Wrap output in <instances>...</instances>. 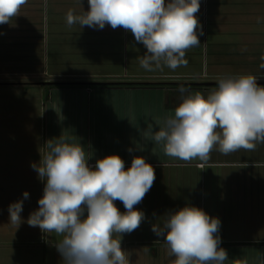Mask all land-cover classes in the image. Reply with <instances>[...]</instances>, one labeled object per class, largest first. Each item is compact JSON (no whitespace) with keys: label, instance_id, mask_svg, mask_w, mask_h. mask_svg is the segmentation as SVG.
Listing matches in <instances>:
<instances>
[{"label":"crops","instance_id":"0c3cea01","mask_svg":"<svg viewBox=\"0 0 264 264\" xmlns=\"http://www.w3.org/2000/svg\"><path fill=\"white\" fill-rule=\"evenodd\" d=\"M69 9L79 14L88 10V2L28 0L17 20L11 21L20 30L13 41L26 54L16 70H3L0 75L26 78V82L5 85H26L39 91L44 109L51 114L54 138L63 135L81 143L89 164L116 154L126 169L134 156L144 157L154 167L153 187L135 206L145 213V220L121 241L131 264H171L174 257H169L152 225L185 205L220 219V246L229 256L225 264L244 260L264 264V144L255 151L230 155L213 151L207 163H186L166 156L162 145L144 137L148 125L158 130L156 121L174 114L181 103V85L207 94L215 86L204 83H217L222 75L246 73L255 74L264 85V0H201L196 13L203 30L200 45L186 53L188 65L174 71L143 69L138 58L146 49L123 28L68 27ZM35 36L39 47L28 54L24 45ZM24 166L26 170L27 162ZM32 184L25 176L18 187L33 190ZM114 203L125 211L120 201ZM29 215L30 209L22 214L26 228L18 232L28 242L14 245H39L45 257L51 253L47 258L53 264H62L54 246L58 238L41 231L42 239L34 240L32 235L40 229L28 225Z\"/></svg>","mask_w":264,"mask_h":264},{"label":"clouds","instance_id":"9594fccd","mask_svg":"<svg viewBox=\"0 0 264 264\" xmlns=\"http://www.w3.org/2000/svg\"><path fill=\"white\" fill-rule=\"evenodd\" d=\"M28 0H0V25L10 24ZM88 10L69 9L68 27L123 28L146 49L140 66L146 71L186 67V53L199 47L202 26L196 13L201 0H87ZM82 4V0H80ZM181 103L174 114L150 124L144 137L162 145L166 156L186 163H207L213 151L222 155L255 151L264 144V85L255 74H227L204 94L181 85ZM45 151L31 166L44 181L38 209L27 223L58 239L55 247L62 264H131L121 246L124 234L138 229L145 213L140 204L153 187L154 167L134 156L126 169L116 154L89 164L81 143L63 135L43 145ZM129 152L133 149L129 148ZM29 196L23 193L24 199ZM114 201H120L121 212ZM9 222L21 225L23 200L9 206ZM221 221L202 208L185 205L152 225L162 238L171 264H225L228 252L221 247ZM147 251V248H145ZM240 264H248L247 260Z\"/></svg>","mask_w":264,"mask_h":264},{"label":"rangeland","instance_id":"374dc122","mask_svg":"<svg viewBox=\"0 0 264 264\" xmlns=\"http://www.w3.org/2000/svg\"><path fill=\"white\" fill-rule=\"evenodd\" d=\"M21 50L0 53V71L16 70L23 60ZM16 82H26V78L5 76V73L0 75V166L4 168L1 170L0 167V264H44V260L45 264H53L54 261L47 258L51 253H46L45 257L39 245H14L16 242H28L26 236L18 233L26 225L21 223L17 228L9 222L8 209L14 202L23 200L21 217L27 209H30V213L38 209V200L42 197L41 180L31 165L39 162L45 142L54 138L51 114L44 109L40 92L26 85H5ZM147 96L145 98L149 99ZM21 163L23 170L19 172ZM17 170L19 173H16ZM25 176L33 182V190L23 185L18 187ZM5 183L9 187L2 185ZM25 191L29 193L27 199L23 197ZM40 232L32 235L37 242L42 239Z\"/></svg>","mask_w":264,"mask_h":264},{"label":"trees","instance_id":"16d2710c","mask_svg":"<svg viewBox=\"0 0 264 264\" xmlns=\"http://www.w3.org/2000/svg\"><path fill=\"white\" fill-rule=\"evenodd\" d=\"M16 20L17 17H14L11 21H16ZM15 24L11 22L10 24L0 25L2 26L0 28V53H5V52L14 53L16 50L22 49V45L19 42L13 41L15 39L13 35H16V33H20L19 28H16ZM33 41L27 43V45L23 44L24 46H26V49L30 51V53L28 54H31V52L34 50L36 51L37 48L39 47L37 45L36 36L33 39ZM11 47L13 48L12 51L10 50ZM21 51L23 52V49ZM35 51L33 53H35ZM24 54H26V50L24 51Z\"/></svg>","mask_w":264,"mask_h":264},{"label":"water","instance_id":"95a60500","mask_svg":"<svg viewBox=\"0 0 264 264\" xmlns=\"http://www.w3.org/2000/svg\"><path fill=\"white\" fill-rule=\"evenodd\" d=\"M204 86H216V83H204ZM262 85V84H261Z\"/></svg>","mask_w":264,"mask_h":264}]
</instances>
